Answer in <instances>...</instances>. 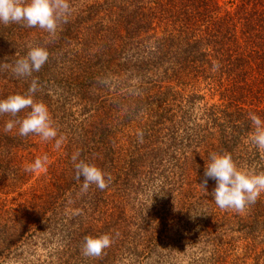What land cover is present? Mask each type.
<instances>
[{
  "label": "trees",
  "instance_id": "obj_1",
  "mask_svg": "<svg viewBox=\"0 0 264 264\" xmlns=\"http://www.w3.org/2000/svg\"><path fill=\"white\" fill-rule=\"evenodd\" d=\"M7 33H12V39H6ZM45 35L51 45L49 58L53 63L59 60L58 66L45 75L33 72L30 77H17L12 68L29 51L26 44L39 45ZM214 62L219 64L215 71ZM5 63L7 68L0 67V100L25 94L37 78L39 91L34 98L46 104L59 128L57 138L63 137L59 149L55 140L47 142L46 154L54 161L43 174L58 193L46 199L39 196L42 209H35V219L24 215L28 203L19 205L18 211H5L11 216L3 232L11 225L14 233L10 246L38 239L48 244L56 233L41 235L40 223L49 214L62 242L52 251L59 264H114L127 255H138L140 244L132 232L127 234L129 223L122 221L125 210L123 218L118 216L121 223L101 230L83 220L86 201L83 177L76 179L75 153H79L77 162L96 165L111 180L119 177L114 183L119 198L123 190L125 195L127 189L132 191L133 181L138 190L159 181L156 191L163 206L153 228L162 229L145 238L150 250L167 231L181 228L179 222L188 220L181 217L184 213L193 211L200 223L207 224L199 242L210 246L217 241L209 236L219 231L221 219L228 218L230 211L216 205L212 195L216 181L205 177L210 153L229 152L239 166L264 171V157L248 141L253 131L249 113L264 119V0H105L82 7L77 17L61 22L54 35L23 24L0 23V65ZM216 96L219 100L213 101ZM30 110H22L18 117ZM9 119L0 115V189L6 193L19 187L20 174L21 186L27 183V172L18 169L22 164L18 152H13L26 148L29 137L35 136L18 135V126L5 133ZM138 130L144 132L143 142L138 140ZM123 133L133 134L128 138L130 147L120 144ZM170 174L186 183L178 187V193H186L183 201L174 193L175 182L168 183ZM146 177L151 178L144 181ZM205 179L206 189L201 185ZM108 187L87 189L93 193L94 210L108 204ZM199 192L204 194H194ZM250 206L255 210L248 220L238 222L243 233L252 232L264 220L260 210L264 202L257 200ZM105 233L112 236L111 246L100 257L84 256L85 238ZM5 246L0 258L10 249ZM216 246L213 251L219 252Z\"/></svg>",
  "mask_w": 264,
  "mask_h": 264
},
{
  "label": "rangeland",
  "instance_id": "obj_2",
  "mask_svg": "<svg viewBox=\"0 0 264 264\" xmlns=\"http://www.w3.org/2000/svg\"><path fill=\"white\" fill-rule=\"evenodd\" d=\"M103 1L105 0H69L71 12L67 18L73 19L77 17L81 12L82 7L85 8L89 4H95L97 2L102 3ZM7 38L12 39V33H7L6 39ZM47 38L49 37L45 35V42H43V40H39V42L42 41V43H39V45L49 48L51 45H49ZM26 45L27 46L25 47V49L29 50V45ZM36 45L37 43H32V46ZM58 61L59 60L53 63L52 58H49L44 66L40 69V71L36 73L45 75L46 72H53L55 67L58 66ZM50 95L53 99H56V94L53 91L50 93ZM207 98H211V96L208 95ZM218 98L219 97L216 96L212 100L218 101ZM62 133L65 132L62 131ZM132 135L133 134L129 133L127 135L124 133L120 134L119 137L120 139L122 138V140H120V144L125 148L130 147L131 144L128 138ZM29 139L30 142H27L26 148L19 149L13 152H18V163L19 161L22 163L20 164L21 167H18V169H22L23 171L26 164L33 162L38 156L46 154V149L48 148L47 142L41 141L40 138L36 135L29 137ZM190 147L192 148L193 145L191 144ZM53 161L54 159L49 158L45 169L39 171L38 173L27 172L26 175L28 181L27 183L22 184V186L21 181H23V179H21V174L19 177L20 180L17 181L13 179L14 181L18 182L17 184L19 186L18 188H15V192L9 190V192L6 193L3 189H0V243H2L0 244V253H2V245L10 247L9 251L6 252L5 255L1 256L0 264H59L58 259L54 255H52V251L55 250V248H59L62 242H60L58 231H55L53 223L49 219V214L46 215L48 219L43 223H40L41 231L43 232V234L41 235L50 237V233H56L55 236L50 237V241L48 244L44 243L43 240L38 239L37 242H30V240H26L24 242L22 241L17 246H14L15 244L10 246V244L13 243L10 242L12 241V239H14V233L13 231H11V225L6 230V232H3V227H8V225L5 226V224L8 218L11 216L6 215L7 212L5 211H7L8 209L18 211L19 205L28 203L30 205H26L24 209L25 217L29 218V216H31L33 218H36L35 209H42V207L40 206V198L43 197L44 199H46L47 197L55 196V194L58 193V191L54 190L53 186H49L48 182L46 183L45 175L43 177V174L48 170L49 165ZM145 169L148 171L147 168L141 166V170ZM176 177L178 176H169V180L171 181H169L168 183L175 182L174 193L177 196V199L183 201L186 193H183L184 195L178 193V187H181V185L185 183V181H182L180 178ZM150 178L151 177H146L144 181L149 180ZM116 181H119V177L117 176L113 177L109 183L107 191L108 195H106V197H108V199H106V203L108 204H106L105 207L101 206L100 208L94 210L93 206L95 205V203L92 196L93 193H90V191L83 192V201H86V205H84L83 208L86 212L83 213V220L87 221L91 225H95L100 230L107 225L113 226L115 222L121 223V219H119L118 216L120 218H123L121 216L122 210L126 211V218L124 220L122 219V221H127L129 223L127 225V234L129 232H132L134 237L137 238V243L140 244V252L137 256L127 255L126 258H123V260L120 259L114 264H256L258 261L259 264H261L264 261V253L263 255H261L262 248L264 247V220L263 223H258L257 226L252 230V232L243 233V231H239L240 224H238V222L240 221V218L248 220V215L251 213V210H255V207L252 208L250 205L243 213H237L235 211L229 210L230 212L228 213V218L221 219L222 224L219 231H217L216 234H210L209 236L210 239L217 238L215 244L213 243L210 244V246H206L205 244L199 242V237H203L202 233L205 232L207 224H205V222L200 223L198 221L200 219V216L197 217L198 213L196 211H193L191 215H187L186 213L182 215V212H180V215H182L181 217L188 219L186 221L182 220L179 222L181 228H179V225H177L172 230L167 231L166 236L163 237L161 241H157L156 246L153 247L152 250L146 248V246L144 245L145 238L154 236L156 234V230L162 229V227L158 229H156V227L153 228L155 223L158 222V220H156L155 218L160 213V208H162L163 206V204L161 203L162 200L159 201V195L156 191V187H158L160 183L157 179H155L151 182H148V184L145 185V189L138 190L137 181H133L134 186L132 188V191L131 189L126 188V195L124 194L123 190V194H121L122 196L121 198H119V188L114 185ZM15 186L16 184L11 187ZM90 188L95 190L97 186L93 184L90 186ZM130 191L132 193H130ZM141 191H143L142 194ZM133 192L138 193H136L137 195H135V193ZM194 194L197 196H201L204 193L199 192ZM156 195L158 196L157 198ZM204 200H209V198ZM257 200L264 202V193H262ZM118 202L120 203L118 204ZM123 202H125L124 205L122 204ZM69 209L70 208H68L69 213L74 212V210ZM257 209H259V207L256 208V210ZM75 210L79 211L78 208H75ZM260 210L263 211L264 217V207L263 210L261 208ZM3 213L5 215L4 219H6L4 221ZM68 216L70 220L73 219V217L70 215H67L66 217ZM197 222L200 223V226H198ZM187 225L191 228V230L188 232L185 228ZM218 241L220 242V245L216 246V243ZM215 246L220 249L219 252L213 251ZM255 248L257 250H255ZM256 254L259 255L256 257ZM218 258L219 260H217ZM100 263L103 264V261H100Z\"/></svg>",
  "mask_w": 264,
  "mask_h": 264
},
{
  "label": "clouds",
  "instance_id": "obj_3",
  "mask_svg": "<svg viewBox=\"0 0 264 264\" xmlns=\"http://www.w3.org/2000/svg\"><path fill=\"white\" fill-rule=\"evenodd\" d=\"M71 12L69 0H0V23L23 24L28 28H39L49 35H54L61 22H67ZM49 59L46 47L29 45L27 54L16 60L13 73L17 77H30L33 72H39ZM0 67L7 68L5 63ZM219 64L214 62L213 70H218ZM39 91L37 78L25 94H12L0 100V115H9L12 119L5 122L4 132L10 133L18 126V135L27 137L36 135L43 142L55 140L54 147L59 149L63 137H58L56 127L48 107L43 102L35 100V93ZM31 110L23 118L18 114L26 109ZM253 131L249 133L248 141L264 157V119L254 112L249 113ZM137 137L143 142L144 132L137 131ZM79 153L72 156L75 164L76 179L83 177L82 189L87 191L91 185H96L100 190L109 186L111 177L94 164L79 160ZM49 157L47 154L38 156L33 162L24 167L25 172L38 173L45 169ZM205 177L214 179L216 187L212 192L216 205L221 210H232L243 213L246 208L254 204L259 196L264 193V171H257L254 167L239 166L229 152L210 153L205 166ZM206 189L207 179L201 184ZM113 243L112 236L108 233L93 237L88 236L82 246V254L86 257H100L104 250Z\"/></svg>",
  "mask_w": 264,
  "mask_h": 264
}]
</instances>
